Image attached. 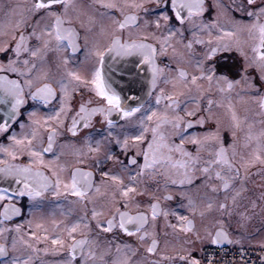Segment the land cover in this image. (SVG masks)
Listing matches in <instances>:
<instances>
[{"label":"snow or ice","instance_id":"obj_1","mask_svg":"<svg viewBox=\"0 0 264 264\" xmlns=\"http://www.w3.org/2000/svg\"><path fill=\"white\" fill-rule=\"evenodd\" d=\"M253 175L264 0H0V264H264Z\"/></svg>","mask_w":264,"mask_h":264},{"label":"rangeland","instance_id":"obj_2","mask_svg":"<svg viewBox=\"0 0 264 264\" xmlns=\"http://www.w3.org/2000/svg\"><path fill=\"white\" fill-rule=\"evenodd\" d=\"M17 2H21V0H18ZM260 166L258 165L257 168ZM257 168L252 169L253 173L257 171ZM261 183H264V180H262V177L259 175H253L250 178V189L251 192L255 195H259V191L261 190L259 188V185ZM259 212V209L256 210ZM250 232L252 233V241L255 243L256 241H259L261 239H264V223L261 221V217L259 215L255 216L252 221L250 222ZM245 245H248L247 241L245 242ZM52 259V257H50Z\"/></svg>","mask_w":264,"mask_h":264},{"label":"built area","instance_id":"obj_3","mask_svg":"<svg viewBox=\"0 0 264 264\" xmlns=\"http://www.w3.org/2000/svg\"><path fill=\"white\" fill-rule=\"evenodd\" d=\"M245 246L247 247L248 245H245ZM226 247H227V249H228V254H227V256H225V255L223 254V251H222V250H220V249H216V250H215V251L217 252V259H224V260H230V259H231L233 253L236 252V249H235V248H232L231 246H226ZM210 251H211V249H210ZM249 252L251 253V255H252L253 257H255L256 253H255L254 251H252L251 248H249Z\"/></svg>","mask_w":264,"mask_h":264},{"label":"flooded vegetation","instance_id":"obj_4","mask_svg":"<svg viewBox=\"0 0 264 264\" xmlns=\"http://www.w3.org/2000/svg\"><path fill=\"white\" fill-rule=\"evenodd\" d=\"M18 0H13V2H17ZM23 2V0H21ZM197 131L199 129H196ZM248 187L250 188V180L248 181ZM248 231L250 232V223L248 224ZM50 259V257H48Z\"/></svg>","mask_w":264,"mask_h":264}]
</instances>
